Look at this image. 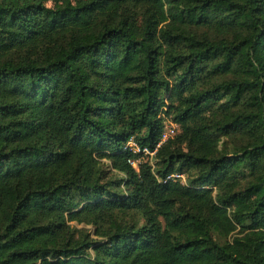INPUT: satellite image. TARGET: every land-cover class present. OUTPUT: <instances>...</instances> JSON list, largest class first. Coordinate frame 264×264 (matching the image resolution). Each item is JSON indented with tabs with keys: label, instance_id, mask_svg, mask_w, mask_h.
Masks as SVG:
<instances>
[{
	"label": "trees",
	"instance_id": "obj_1",
	"mask_svg": "<svg viewBox=\"0 0 264 264\" xmlns=\"http://www.w3.org/2000/svg\"><path fill=\"white\" fill-rule=\"evenodd\" d=\"M0 264H264V0H0Z\"/></svg>",
	"mask_w": 264,
	"mask_h": 264
},
{
	"label": "built area",
	"instance_id": "obj_2",
	"mask_svg": "<svg viewBox=\"0 0 264 264\" xmlns=\"http://www.w3.org/2000/svg\"><path fill=\"white\" fill-rule=\"evenodd\" d=\"M176 133V127L173 124H166L164 131L160 136V140L154 149H150L145 146H140L135 141L130 140L125 149L130 151L132 154L138 155L137 158H130L127 160V163L132 166L134 169H138L139 165L141 164L142 160H151L155 157L158 149L162 144H164L169 138L173 137ZM170 179H181L184 180L182 175L173 174L166 178L167 180Z\"/></svg>",
	"mask_w": 264,
	"mask_h": 264
},
{
	"label": "rangeland",
	"instance_id": "obj_3",
	"mask_svg": "<svg viewBox=\"0 0 264 264\" xmlns=\"http://www.w3.org/2000/svg\"><path fill=\"white\" fill-rule=\"evenodd\" d=\"M44 2V4L48 7H53V8H62L64 7L67 2H72V3H76L80 0H42ZM81 227V226H79ZM87 229H90V226L86 227Z\"/></svg>",
	"mask_w": 264,
	"mask_h": 264
}]
</instances>
